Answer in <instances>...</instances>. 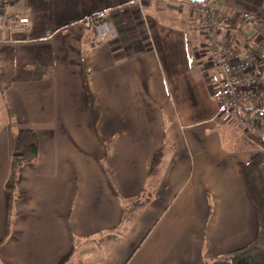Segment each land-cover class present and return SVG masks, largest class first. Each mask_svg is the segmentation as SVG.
<instances>
[{
    "label": "crops",
    "instance_id": "1",
    "mask_svg": "<svg viewBox=\"0 0 264 264\" xmlns=\"http://www.w3.org/2000/svg\"><path fill=\"white\" fill-rule=\"evenodd\" d=\"M214 7L233 60L259 47L258 24L243 14L264 18V0ZM14 13L31 22L0 31V264H209L256 239L241 166L264 155V137L226 140L224 93L194 9L178 0H19ZM99 14L118 38L94 45L80 20ZM24 71L36 78L15 80ZM257 111L264 101L247 109ZM20 128L36 132L39 154L12 193Z\"/></svg>",
    "mask_w": 264,
    "mask_h": 264
},
{
    "label": "built area",
    "instance_id": "2",
    "mask_svg": "<svg viewBox=\"0 0 264 264\" xmlns=\"http://www.w3.org/2000/svg\"><path fill=\"white\" fill-rule=\"evenodd\" d=\"M18 1L0 0V31L22 29L30 24L31 19L27 14H6L8 8ZM178 1L194 9L206 26L212 64L224 93L219 114L229 115L250 133L264 137V126L257 122L254 113H247V109H255L264 101V73L257 71L264 65V18L251 12L243 14L246 20L257 22L261 40L257 49H246L241 58L233 60L231 46L218 37V29L222 26L223 19L214 7L217 0ZM80 23L91 33L88 41L94 45L118 38L114 22L107 15L88 16L81 19Z\"/></svg>",
    "mask_w": 264,
    "mask_h": 264
},
{
    "label": "trees",
    "instance_id": "3",
    "mask_svg": "<svg viewBox=\"0 0 264 264\" xmlns=\"http://www.w3.org/2000/svg\"><path fill=\"white\" fill-rule=\"evenodd\" d=\"M34 72H19L15 80L35 79ZM89 109L92 117L93 127L96 130L99 120V108L95 103L94 96L88 90ZM253 109H251L252 111ZM262 114L261 111L254 112ZM13 163L14 171L12 177L7 182V187L13 193L18 180L19 173L27 164L33 163L39 154V139L36 132L30 128H20L15 132ZM163 149L160 148L154 158L152 167H155L162 157ZM264 163V155L259 152L253 158L243 163L241 166L243 178L249 194L256 206L257 216L259 220V233L254 241L248 246L235 250L224 257L216 258L209 264H264V175L262 172V164ZM148 198H137L133 201L131 208L144 204Z\"/></svg>",
    "mask_w": 264,
    "mask_h": 264
},
{
    "label": "rangeland",
    "instance_id": "4",
    "mask_svg": "<svg viewBox=\"0 0 264 264\" xmlns=\"http://www.w3.org/2000/svg\"><path fill=\"white\" fill-rule=\"evenodd\" d=\"M255 115V113H254ZM256 116V115H255ZM223 123L222 125L225 126L224 134L225 138L229 136L234 139V142H236V139L242 140L243 142L248 141L247 139H250L251 141H257L259 139L258 137H261L259 135H255L250 133L247 129H245L241 124H239L238 121L230 117L229 115H223ZM258 123L264 126V119H256ZM229 137L226 140H229Z\"/></svg>",
    "mask_w": 264,
    "mask_h": 264
}]
</instances>
